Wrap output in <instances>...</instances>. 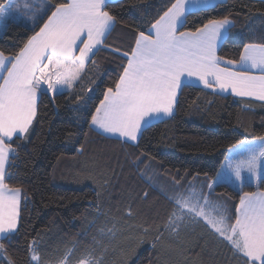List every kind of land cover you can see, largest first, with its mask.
Returning a JSON list of instances; mask_svg holds the SVG:
<instances>
[{
    "label": "trees",
    "instance_id": "16d2710c",
    "mask_svg": "<svg viewBox=\"0 0 264 264\" xmlns=\"http://www.w3.org/2000/svg\"><path fill=\"white\" fill-rule=\"evenodd\" d=\"M165 3L110 2L118 23L108 44L126 50L133 33L146 28ZM224 16L234 25L218 51L224 59H239L245 43L264 42V0H225L190 11L182 30ZM23 18L8 20L0 35V51L6 55L33 34L32 23ZM94 59L97 64L88 65L80 87L71 90L85 100L92 97L88 110L99 103L122 63L120 56L109 51H101ZM89 88L93 91L88 92ZM84 109V103L69 102L67 91L54 103L45 97L28 137L13 145L16 152L7 171L9 183L22 189L23 227L10 242L7 238L0 241L7 249L0 264L9 260L25 264L24 249L33 239L40 241V254L47 263H56L71 249L75 257L90 249L104 258V264H235L232 253L202 226L182 227L178 237L155 248L152 237L144 238L140 226L159 224L158 217L165 214L167 202L154 188H170L174 180L193 183L198 174L214 177L232 144L264 135V104L193 85L185 87L174 115L146 127L135 148L91 129ZM81 147L82 153L77 151ZM243 191L257 189L217 186L215 194L223 201L214 202L234 207ZM145 192L149 193L147 200L143 199ZM129 205L132 217L126 215Z\"/></svg>",
    "mask_w": 264,
    "mask_h": 264
},
{
    "label": "snow or ice",
    "instance_id": "6c2138e0",
    "mask_svg": "<svg viewBox=\"0 0 264 264\" xmlns=\"http://www.w3.org/2000/svg\"><path fill=\"white\" fill-rule=\"evenodd\" d=\"M207 2L166 0L147 27L138 28L127 49L121 50L108 44L118 23L110 0H55L39 23L33 19V34L17 51L10 55L0 51V240L10 242L23 227L22 189L9 183L7 169L16 152L13 145L28 137L45 97L54 103L67 91L70 103L85 104L90 117L85 122L91 129L134 148L139 147L146 125L174 115L183 89L191 87L193 80L203 89L264 101V42L245 43L239 59L225 60L218 51L234 26L228 16L182 30L189 6ZM29 9L28 0H0V17ZM101 51L120 56L121 71L103 90L99 103L88 110L87 101L92 97L85 100L80 92L71 90L80 87L90 70L88 65L97 64L94 58ZM77 151L82 153V147ZM228 151L238 152L239 158L225 156L214 177L205 173L199 187L191 181L174 180L170 188L153 189L167 202L159 224L140 226L144 238L152 237L153 248L174 240L182 227L199 225L232 253L235 264H264V177L259 174L264 165V135L254 141L239 140ZM244 171L260 181L257 191H243L231 210L211 199L217 186L243 184ZM194 179L198 181L199 174ZM148 196L145 192L143 199ZM126 215H134L131 205ZM40 247L37 239L27 242L25 264H47ZM5 251L0 242V254ZM74 257L75 249L68 250L56 264H104V258L90 249ZM8 264L15 262L9 260Z\"/></svg>",
    "mask_w": 264,
    "mask_h": 264
},
{
    "label": "rangeland",
    "instance_id": "374dc122",
    "mask_svg": "<svg viewBox=\"0 0 264 264\" xmlns=\"http://www.w3.org/2000/svg\"><path fill=\"white\" fill-rule=\"evenodd\" d=\"M28 2L30 4V9L28 11H26L27 13H24V15L28 18V20H25V21H27V23H32L31 25L33 26V21L31 22L29 20L35 19V21L37 23L38 19L41 16H43L44 11L46 10L49 3H48V0H28ZM37 17H39V18H37ZM21 19H24V18H23V15L21 16V15H19V13L14 14L13 16H9V17H0V33L3 34V32L5 31L8 20L19 21ZM254 140H255V138L249 139L248 141H254ZM253 146L258 147V144H254ZM239 153H244V149H240ZM227 156H229L233 160L239 158L238 152H229L228 151ZM259 174L261 177H264V165H262L261 168L259 169ZM242 175L244 176L243 184H241L239 182H233V183H230L229 185H231L234 189H236L238 191H242L245 186H254L256 189H258L260 181H257L255 179L251 178L250 174L247 173V171L242 172ZM204 179L205 178H203V177H201V178L199 177V180L198 181L194 180L193 184H196L197 187H199V184L203 183ZM215 189H216V187H215ZM215 189L212 192L211 199H213V201H217V200L223 201L221 197H218V195L215 194ZM207 191H205V192H207ZM47 264H56V263H47Z\"/></svg>",
    "mask_w": 264,
    "mask_h": 264
},
{
    "label": "crops",
    "instance_id": "0c3cea01",
    "mask_svg": "<svg viewBox=\"0 0 264 264\" xmlns=\"http://www.w3.org/2000/svg\"><path fill=\"white\" fill-rule=\"evenodd\" d=\"M113 1H117V0H110V2H113ZM223 1H225V0H208V2H207L206 5H204V4H201V5H198V6L190 5V6H189V12H190V11H193V10H196V7H199L200 9L208 8V7L214 6V5H216L217 3H220V2H223ZM24 13H27V12H21V13H19V15H21V16L23 15V17H24V16H25ZM0 34H1V33H0ZM228 35H229V31L225 34V37L227 38ZM226 38H225V39H226ZM225 39L221 41V45L223 44V42L225 41ZM225 60H226V59H225ZM254 74H259V73H258V72H254ZM192 85H193V86H197V87H201V88H202V86L199 85L198 83H196L195 80L192 81ZM207 90L212 91V92L217 93V94H220V95H224V96H228V95H230V96H233V97L238 98V99H242V100H251V101H254V102H258V103H263V104H264V101H259V100L255 99V98H252V97H236V96L232 95L231 93H219L218 91H213V90H211V89H207ZM165 119H168V118H163L162 120H154L151 124H154V123L159 122V121H163V120H165ZM145 127H148V125H146ZM96 131L99 132V130H96ZM102 135H104V134H102ZM104 136H105V135H104ZM106 137L117 139V138H115V137H110V136H106ZM21 201H22V199H21ZM215 203L221 205V203H218V202H215ZM226 208H228V209L231 210V208L233 209L234 207H233V204H230V205L227 206ZM0 241H1V240H0ZM1 255H2V254H0V258H1Z\"/></svg>",
    "mask_w": 264,
    "mask_h": 264
}]
</instances>
